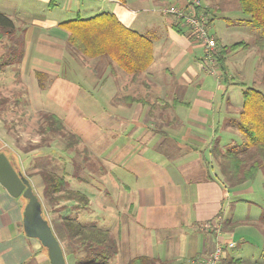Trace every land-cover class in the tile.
<instances>
[{
  "label": "crops",
  "instance_id": "1",
  "mask_svg": "<svg viewBox=\"0 0 264 264\" xmlns=\"http://www.w3.org/2000/svg\"><path fill=\"white\" fill-rule=\"evenodd\" d=\"M3 1L18 5L24 0ZM39 1L47 2L51 8L57 0ZM90 1L92 3L78 7L79 0H74V4L72 0H68L62 8L74 5L77 8L74 19H87L103 12L114 14L124 27L150 37L152 62L136 79L130 75L129 78L122 79L118 76L117 65L107 59L109 64L116 65L115 73H112V78L99 84L100 88L97 89L90 87L87 80L83 81L87 76L82 72L77 74L73 71L75 76L71 80L75 85L68 84V94L60 95L56 92L45 105L51 104L50 113L60 118L52 102L57 98L62 101L68 98L72 104L70 116L84 120L98 117L96 127L83 125L88 129L86 136L96 139L98 154L101 151V141L97 133L103 130L112 136L109 140V145L114 150L112 161L121 171L120 175H114L117 178L115 181L124 190L120 192L122 207H119L118 214L125 216L121 219L123 223L117 228L118 244L121 243L122 248L132 246L127 242L130 231L132 234H142L141 237L148 235L150 241V253L144 254L136 250V255L132 258L148 256L170 264H180L186 259L209 253L214 249L216 241L224 240V236L235 227L232 221L226 220L222 215L230 190L226 189L209 149L217 139L221 150L225 151L228 141L223 144V140L236 131L230 123L238 119L241 107L235 116V111L229 107V98H225L229 88L238 87L240 83L246 85L244 80L264 88V60L260 62L259 59L261 49L256 47L255 39L252 44L246 43L248 48L241 51L249 52V55L252 53L253 56L248 66L246 62L249 55L247 59L246 56L243 57V64H246L248 70L247 77L234 82L229 75L230 81L225 84L215 66V56L213 62L209 63L202 48L186 35L176 19L159 12L165 5L181 7L189 0H151L155 5L150 11H155L162 19L161 23H155L158 26L149 22L144 33L138 29L142 23L135 22L137 11L128 9L127 3L121 5L116 0ZM146 1L150 0H133V3ZM199 1L208 8L211 25L219 9L210 3ZM0 12L9 15L2 9ZM22 14L25 15L19 20L14 33L15 37H22L23 57L19 65L29 60L32 70H38L41 66L58 62L67 45V31L60 24L74 19L58 22ZM226 22L232 24L230 20ZM241 22L248 26L245 20ZM213 36L218 44L216 55L220 47L227 45L221 43L215 33ZM259 36L264 38V32H260ZM7 44L6 38L0 45V56ZM232 44L234 43L229 45ZM231 53L233 52L225 56L227 70V58ZM209 67L214 73L208 70ZM20 68L22 69L21 66ZM23 69L26 70L25 67ZM35 72L41 71H34V77ZM239 73L241 74L240 71ZM34 81L38 87L36 77ZM77 103H81L83 107ZM98 109L99 113L95 114ZM71 132L80 138V146L85 145L82 149L91 153V145L84 143L85 135L83 137L77 131ZM117 135L126 137L123 143L115 138ZM247 189L249 187L233 190L232 195L241 194ZM24 205L25 202L10 197L0 186V264H49L46 250L36 239L26 237L23 232ZM216 219H219L221 230L219 238L214 233L199 229L200 224ZM225 240L232 242L229 237ZM226 256L240 259L232 254L231 249Z\"/></svg>",
  "mask_w": 264,
  "mask_h": 264
},
{
  "label": "rangeland",
  "instance_id": "2",
  "mask_svg": "<svg viewBox=\"0 0 264 264\" xmlns=\"http://www.w3.org/2000/svg\"><path fill=\"white\" fill-rule=\"evenodd\" d=\"M201 1L204 4L210 3L213 7L219 9L216 11V18L210 25V33L212 35L215 33L217 38L221 39V43L227 46L238 41L252 44L254 39L256 42L261 38L259 34L264 32V30H256L246 26L244 23L242 24L241 20L244 21L248 17L240 12L237 0ZM66 2L68 0H57L54 6L49 8L47 2L39 0H24L18 5L7 4L0 0V9L8 12V17L13 21L15 27H18L19 20L25 15L22 13H27L33 18L41 20L53 19L58 22L74 19L77 8L74 5L71 8H68V6L62 8ZM89 2L91 1L79 0L78 7ZM72 4H74V0H72ZM154 5L155 3H152L151 0L142 3H133V0L127 1V8L137 11L135 22L142 23V26L138 29L143 33L146 31L149 22H152L155 26H158L155 23H161L162 17L155 11H150ZM227 20H230L232 24L229 25L226 22ZM239 23L242 25H239ZM229 26L231 27L229 28ZM63 33L66 34L65 32ZM241 50L231 53L227 58L228 73L232 79L231 81L234 82H240L243 79L242 77H247L248 70L246 69L253 58L252 53L249 55V52ZM5 53L6 48H3V54ZM259 54L261 62L264 60V49H261ZM245 56L246 59L248 58L247 66L243 64V57ZM60 57L55 64L51 63L50 65L39 67L38 70L45 74L43 78L44 89L41 90L35 85L36 80L34 81V71L38 70H32L29 60L22 65L10 64L0 71V152L6 149L15 155L22 170V175L30 181L33 191L41 203L42 212L46 217L44 219L51 225L64 254L70 256L68 252L71 247L60 225L62 218L67 216L76 219L83 225L92 224L106 229L112 237L116 238L118 225L120 226L123 223L121 219L125 216L123 214L119 216L118 214L119 207H122L120 192L124 190L121 188L123 186L115 181L117 178L114 175H120L121 171L119 166H114L112 161V159L114 160V150L113 146L109 145V140L112 139V136L99 129L100 131L97 133L101 141L99 154L97 152L96 139L93 136H90V139L86 136L88 129L83 125L96 127V119L98 121V117L93 120H84L81 117L70 116L72 114V104L68 101V98L66 101L57 98V100L52 102L56 106L59 117L66 129L77 131L83 137L85 135L84 143L87 142V145H91L92 152L88 151L89 158L85 162L81 160V154H78L75 150H64L61 136L39 134L41 115L52 113L51 104L45 105L48 104L47 100H51L49 97L56 92L60 95L68 94V84L75 85L71 80L75 76L74 72L77 74L82 72L84 76H87L83 81L87 80L93 89L100 88L98 85L105 82L108 78H112L114 76L112 73H115V64H109L107 59L91 60L85 58L75 53L68 45H65ZM242 64L244 65L243 73L241 70ZM24 67L26 68L25 71ZM116 69L120 78H129V75L117 66ZM208 70L213 72V69L208 68ZM244 82L248 87H253L264 94V88L258 84L252 85L246 80ZM238 87L229 88L225 94V98H229L230 109L235 111V116H237L238 110L242 105L241 86ZM219 94H222V92ZM68 103H70L69 106ZM77 105L83 107L81 103H77ZM99 107L102 108L100 104ZM96 113H99V109L95 111ZM115 138L121 143L126 139L122 135H117ZM227 141V148L239 143V133L235 131L229 138L224 139L222 143L225 144ZM84 146V144L79 145L77 149L80 151ZM44 169L63 176L68 183L69 189L85 194L89 199L88 207L76 206L74 202H60L56 205L49 204L42 197V183L40 176L37 175L39 171ZM263 183L264 172L260 171L253 181L246 182L241 187L236 188V190H242L246 187H249V189L241 194L238 193V195H232L230 190V196L226 198L225 206L222 210L224 218L232 221L233 226L235 225L232 232L224 236V238L227 239L229 237L233 242L232 254L247 263L264 264V226L259 221L264 210ZM18 198L26 202L23 197ZM141 236L142 234L140 233L132 234L130 231L127 237L129 239L127 242L136 247L122 248L121 243L118 244V239L117 254L109 261V264H126L127 261L136 255L134 252L136 250L144 254L150 253L148 235L146 237ZM124 249L127 251H124ZM68 256L67 263L72 264V259H76V257Z\"/></svg>",
  "mask_w": 264,
  "mask_h": 264
},
{
  "label": "trees",
  "instance_id": "3",
  "mask_svg": "<svg viewBox=\"0 0 264 264\" xmlns=\"http://www.w3.org/2000/svg\"><path fill=\"white\" fill-rule=\"evenodd\" d=\"M116 1L125 5L128 0ZM237 5L240 12L248 17L245 20L248 26L256 30H264V0H237ZM60 25L67 31L66 43L75 53L88 59L106 58L133 79L144 73L152 62L150 37L124 27L112 13L103 12L87 19L76 18ZM14 33L13 21L0 12V43L8 39L6 53L0 56V71L10 64H19L23 57L22 37H15ZM255 45L259 49H264V38H259ZM247 48L248 44L245 42H237L220 47L219 53L215 55V66L225 84L230 81L225 56L230 52ZM35 77L38 87L43 89L44 74L35 72ZM238 86H241L242 106L238 119L232 121L230 125L239 133L240 143L222 151L216 139L209 149L211 157L216 161L219 174L224 179L226 189L231 191L246 182L253 181L258 172H264V94L241 83ZM131 101L136 100L131 99ZM39 134L59 135L63 140L65 151L75 150L81 154L83 162L89 158L87 149L80 151L77 149L80 138L67 130L63 121L54 114L41 115ZM1 152L5 154L13 168L22 174L15 155L6 149ZM37 175L40 176L42 183V197L49 204L74 202L76 206L88 207V197L79 191L69 189L63 176L45 169L39 171ZM42 216L46 218L43 212ZM259 221L264 226V210ZM60 225L71 247L68 252L70 256L64 254L66 262L67 256H75L76 259H72V264H109L117 254L119 233L114 238L106 229L92 224L83 225L67 216L62 218ZM126 264L170 263L154 257L137 256ZM223 264H242V262L240 259L226 256Z\"/></svg>",
  "mask_w": 264,
  "mask_h": 264
},
{
  "label": "built area",
  "instance_id": "4",
  "mask_svg": "<svg viewBox=\"0 0 264 264\" xmlns=\"http://www.w3.org/2000/svg\"><path fill=\"white\" fill-rule=\"evenodd\" d=\"M207 9L199 0H189L185 6L181 7L165 5L159 9V12L164 16L176 19L180 28L185 30L186 35L202 48L205 59L212 63L216 53L217 42L210 33V14ZM199 229L203 232L214 233L218 238L221 235L219 219L202 223L199 225ZM233 247V242L218 239L211 252L192 259H186L180 264H223L227 251Z\"/></svg>",
  "mask_w": 264,
  "mask_h": 264
},
{
  "label": "water",
  "instance_id": "5",
  "mask_svg": "<svg viewBox=\"0 0 264 264\" xmlns=\"http://www.w3.org/2000/svg\"><path fill=\"white\" fill-rule=\"evenodd\" d=\"M0 186L10 197L25 199L22 213L23 232L26 237L36 239L46 250L49 264H67L60 242L49 222L42 216L41 203L30 181L13 168L2 152H0Z\"/></svg>",
  "mask_w": 264,
  "mask_h": 264
}]
</instances>
